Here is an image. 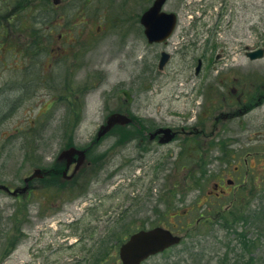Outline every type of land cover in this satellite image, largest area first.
<instances>
[{"label": "rangeland", "instance_id": "374dc122", "mask_svg": "<svg viewBox=\"0 0 264 264\" xmlns=\"http://www.w3.org/2000/svg\"><path fill=\"white\" fill-rule=\"evenodd\" d=\"M151 1L65 0L61 8L46 5L51 11L44 13L43 23L15 15L18 29L26 24L56 33L65 29L72 32L67 36L73 43L63 44L61 63L52 71L56 86L51 82L40 86L38 95L33 94L38 87L29 93L31 86H26L27 93L19 97L15 109L10 99L16 92H8L10 77L1 71L11 58L0 59V183L16 187L33 167L58 165L55 156L60 149L85 145L106 116L121 107L136 118L125 127L131 131L123 137L135 139L124 143L118 130L108 134L92 149L91 155L98 160L81 169L80 188L98 171L89 180L87 193L76 199L63 190V197H58L61 206H55L57 199L52 196L45 214L30 211L34 206L28 208L22 197L16 199L0 190V264H101L85 261L82 246L104 239L111 244V254L118 257V243L130 231L165 223L167 218L179 220L181 227L176 231L187 237L175 250L142 264H264L262 182L253 179L248 188L255 197L245 211L252 210L250 214L256 217L226 227L215 218V211L206 209L210 203L202 202L210 186L206 175L222 166L216 159L218 149L208 151L203 179L195 181L194 176L189 181L188 176L190 169L201 170L190 142L192 136L200 135L205 136L202 142L211 144L224 138L236 150L235 159L258 151L254 173H264V57L250 60L244 53L246 47L264 44V0H167L164 10L175 12L178 23L167 42L157 44L146 41L138 21ZM61 12L64 17L59 19ZM161 50L171 57L159 70ZM198 58L202 66L194 74ZM9 72L13 77L14 71ZM17 72L18 79H23V71ZM123 90L130 92L131 102ZM247 92L253 108L230 117L227 111L236 112L241 106L234 101ZM53 94L57 102L46 114L35 117ZM157 126H195L198 132L178 134L165 145L139 144L136 135L144 136L143 128L149 131ZM166 195L168 199L163 198ZM247 200L248 196L239 202L244 205ZM182 208L188 212L177 216L175 212ZM241 211L244 216L246 212ZM201 213L212 221L188 229L187 224ZM32 221L38 225L32 234L42 232L36 247L45 249L43 255L28 252L25 224ZM90 226L94 229L85 232ZM55 238L56 244L48 248ZM119 263L113 258L109 262Z\"/></svg>", "mask_w": 264, "mask_h": 264}, {"label": "flooded vegetation", "instance_id": "af4514ba", "mask_svg": "<svg viewBox=\"0 0 264 264\" xmlns=\"http://www.w3.org/2000/svg\"><path fill=\"white\" fill-rule=\"evenodd\" d=\"M51 1L52 0H38L39 7L37 10H35L37 13L32 14L30 12V2L28 5L25 1H23L22 5H16L15 0H0V59L2 58V56H5L6 59L8 56L11 58V62L6 64L5 67H2L1 71H7L9 74L10 78L7 80V85L10 88H8V92L10 91V89L12 90V92H16V94L12 93V95H14L10 99V103L13 104L11 106L12 109H15L16 106L14 105L19 102V97H21L24 93H27L26 86H31L29 93L32 92L33 87H38L34 89L33 93L38 95V92L42 88L40 86H44L45 84L50 82L52 84L53 81L56 80V74H54V72L52 71H54L56 66L61 63V52L63 44L68 45L73 43L72 37L67 36V34L72 32H68L65 29L59 33H56L52 30L48 31V29L46 31H43L44 29L41 30L39 27H36L39 29L32 30L31 25L26 24L23 25L20 29L16 30L14 24L15 15L19 14L20 17L26 18L29 21H44V18L47 19V16L44 13L48 10L51 11V9L46 8V5H49L50 7L53 6L54 8H61L65 0H53L54 3L52 4ZM73 15L77 14H72L71 16ZM63 17L64 14H62L61 12L58 15V18L62 19ZM45 27L47 26H44V28ZM28 63L29 66H27ZM9 69H12L14 71L13 77H11V72H9ZM17 71H23V79H18ZM10 81H17V83L12 85L9 83ZM247 95L250 97L247 92L246 95H241L236 98L235 101L240 102L241 107L237 108L236 112L232 113L245 111L247 108L254 104V102L250 101V98H248ZM26 96L27 95H24V97ZM50 98L51 103H55L57 100V95H50ZM5 100L8 102V98H6ZM49 107L50 105L44 107L41 110H38L35 117L46 114ZM121 108L122 109L120 110L124 111L126 109L123 107ZM27 112L30 113V110H27ZM227 112L232 114L231 111ZM222 113L221 116H224L222 115ZM173 128L177 131L176 137L178 134L188 136L192 135L193 132H198V129L195 128V126H192L191 128H185L183 126L179 128ZM120 130H124V128ZM151 131L153 130L148 131L143 128L141 133L144 136L138 133V135H136L138 139H136L143 144L148 141L157 142L160 138V135H156L155 137L150 138ZM204 137L205 136L203 135L195 137L192 136V138L190 139L195 147L205 149L211 145V142H202L201 138ZM218 141L219 142L217 145L219 147V150L222 151L223 154L222 166L217 167L216 171L211 175L210 186L209 188H206L204 190V194H202V202L210 203V206L206 207L208 211H215L216 213H218L219 211V215H223L225 211H227L228 205H226L223 209L222 202L228 198L232 200L231 202H234V200H236L239 195L244 192L243 187L245 185V182L248 180L250 172L254 173V168L257 166V164L255 162V158H249L252 156L249 154V152L245 153L242 159H235L234 157L237 154L236 150H232L230 153H228V148L232 147V144H227L224 138H218ZM206 143L210 144L204 146ZM233 162L235 163L233 164ZM61 167H65L67 169V172H71L72 170H74L73 163L68 166L62 164ZM53 171L56 170L52 169L51 172ZM78 177V174L71 177L72 179L70 180L72 184L68 185L67 187L79 188L76 182ZM23 185L24 190L22 194L28 207L33 205L34 207L30 208L43 210V213L45 214L49 209L48 206L51 204L50 198H52V196L57 197L55 206H61L60 201H58V197L61 195L64 186L62 184V180H60L59 175L48 174L34 176ZM212 201H217V203L214 204ZM182 212H184L183 214L185 215L186 212H188V209L185 208L182 210ZM205 219L207 218H197L194 223L195 225H199L200 223H203ZM164 222L165 223L163 224H167L168 227L170 226L172 230L181 227L179 220L173 221L167 218L166 220H164ZM25 225L29 230V234L27 236L28 252L33 256L37 254L43 255L44 253H46L45 249L39 248V250L36 247V245H38L37 241L41 238V234H39L37 237H32V231L34 230L36 225L32 222L26 223ZM56 241L57 238H55L54 240H50L48 248H51L53 244H56ZM54 249L56 251H59L60 248L55 247ZM99 252L100 249H97L96 253L93 255V259H95V257H97V259L101 258ZM50 255H52V252H50Z\"/></svg>", "mask_w": 264, "mask_h": 264}, {"label": "water", "instance_id": "95a60500", "mask_svg": "<svg viewBox=\"0 0 264 264\" xmlns=\"http://www.w3.org/2000/svg\"><path fill=\"white\" fill-rule=\"evenodd\" d=\"M166 0H153L151 5L145 9L140 16V23L143 25V33L147 39V42H163L166 41L168 37L174 31L177 22V16L174 12H166L162 8ZM246 55L250 59L260 58L264 55V47L257 48L246 52ZM170 55L168 52L162 51L159 61L158 68L162 69L163 66L168 61ZM201 60H198L196 72L200 67ZM128 100L131 99V95L127 91H123ZM130 118L123 113H111L104 124L100 126L97 137H100L113 126L119 124L123 125L130 122ZM164 133L163 138L160 142H167L173 136L174 132L170 128H159L156 133ZM153 134V135H154ZM78 153L76 168L84 160V151L77 150L75 148H70L69 150L63 151L61 155L67 158L68 163L72 161L74 154ZM42 170L36 169L32 175L40 173ZM1 189L8 191V187L5 185H0ZM17 189H15L12 194H15ZM180 237L173 235L169 230L162 227H154L147 230H139L133 233L121 246L119 249V255L122 264H139L143 259L151 254L162 251L166 247L178 243Z\"/></svg>", "mask_w": 264, "mask_h": 264}, {"label": "trees", "instance_id": "16d2710c", "mask_svg": "<svg viewBox=\"0 0 264 264\" xmlns=\"http://www.w3.org/2000/svg\"><path fill=\"white\" fill-rule=\"evenodd\" d=\"M24 1H28V0H24ZM35 0H30V2L32 3V2H34ZM33 7L34 8H36L37 7V4H34L33 5ZM33 8V9H34ZM33 9L31 10V13H33ZM195 151H197V153H198V159H197V164H198V166H199V168L201 169V168H203L204 169V171L202 172V170H198L199 171V173H198V171H196L195 173L194 172H192V169H190L189 170V174H190V179H192V180H194L195 179V181H199V180H201V179H203L204 177H203V175H205V172L207 171V169L205 168L206 167V165H207V160H206V158H205V156H206V154H207V152L208 151H205V150H201V149H194ZM202 158H203V163L202 164H200L199 162L200 161H202ZM200 172H201V175H200ZM198 173V174H197ZM194 176H195V178H194ZM203 177V178H202ZM194 178V179H193ZM260 178H261V181H262V185H263V187L262 188H264V174H261L260 175ZM243 193H245L247 196H248V200H247V203L246 204H244V205H237L236 206V210H234V211H230L228 214H229V218L230 219H233V220H235V221H240V220H246L248 217H251L252 215H254V217H256V214H250V212H252V210H250V211H246L247 213L244 215V216H242V211L241 210H246V208L248 207V206H250V203H251V201H253V199H254V197H255V195L254 194H252L251 192H249V193H246V192H243ZM238 201H239V199H238ZM241 209V210H240ZM229 219V221H231ZM222 224H225V226L226 227H228V226H232V223H230V222H222Z\"/></svg>", "mask_w": 264, "mask_h": 264}]
</instances>
